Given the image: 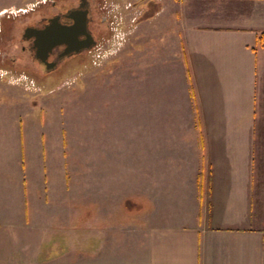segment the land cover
I'll use <instances>...</instances> for the list:
<instances>
[{
	"label": "rangeland",
	"instance_id": "1",
	"mask_svg": "<svg viewBox=\"0 0 264 264\" xmlns=\"http://www.w3.org/2000/svg\"><path fill=\"white\" fill-rule=\"evenodd\" d=\"M67 1L0 0V176L43 162L64 264H142L138 231L155 204L162 219L181 210L177 167L198 127L176 0L94 1L98 45L46 72L24 30Z\"/></svg>",
	"mask_w": 264,
	"mask_h": 264
},
{
	"label": "crops",
	"instance_id": "2",
	"mask_svg": "<svg viewBox=\"0 0 264 264\" xmlns=\"http://www.w3.org/2000/svg\"><path fill=\"white\" fill-rule=\"evenodd\" d=\"M175 5L198 127L185 133L187 160L177 167L187 175L178 182L185 185L181 210L162 219L155 204L138 231L142 264H264V0ZM39 164L25 176L18 168L0 176V264L66 261ZM103 253L91 264H112Z\"/></svg>",
	"mask_w": 264,
	"mask_h": 264
},
{
	"label": "flooded vegetation",
	"instance_id": "3",
	"mask_svg": "<svg viewBox=\"0 0 264 264\" xmlns=\"http://www.w3.org/2000/svg\"><path fill=\"white\" fill-rule=\"evenodd\" d=\"M75 1V0H74ZM74 1L68 2V6L61 5L60 9L57 10V12L52 13L51 15L45 16L42 19L38 20L37 22H34L30 26L26 27L28 28H34L38 30L45 29L47 26H49L54 21L61 23L62 25H73L75 23L74 18H69L68 16L76 13V14H86V23H87V31L86 34L91 36L96 44H92V42L89 44V39L86 35L80 37V42L82 43L83 50L80 53L73 54L70 56H66L67 52V45L57 46L53 49V51L48 55V57L45 56V59H43V55L38 54V49L35 47V38H26L23 37L26 41L27 48L31 54V57L35 62L38 63L40 67H43L46 72H52L59 68L62 62H64L68 58H72L75 56H79L83 53L92 52L95 47L98 45V34L96 30V19L95 14L97 12H94V10L99 11L97 8L93 9V2L97 0H78L77 5H73ZM98 2V1H97ZM98 4V3H97ZM24 30V31H25ZM89 45V46H88Z\"/></svg>",
	"mask_w": 264,
	"mask_h": 264
},
{
	"label": "water",
	"instance_id": "4",
	"mask_svg": "<svg viewBox=\"0 0 264 264\" xmlns=\"http://www.w3.org/2000/svg\"><path fill=\"white\" fill-rule=\"evenodd\" d=\"M86 14H72L69 18H74L73 25H62L54 21L45 29L38 30L28 28L25 30L24 37L35 38V47L38 49V54L43 55V59L53 51L57 46L67 45L66 56L80 53L84 48L80 42V37L86 35L89 39V44H96L94 39L86 34L87 23ZM89 46V45H88Z\"/></svg>",
	"mask_w": 264,
	"mask_h": 264
},
{
	"label": "trees",
	"instance_id": "5",
	"mask_svg": "<svg viewBox=\"0 0 264 264\" xmlns=\"http://www.w3.org/2000/svg\"><path fill=\"white\" fill-rule=\"evenodd\" d=\"M260 44L264 48V35L260 39Z\"/></svg>",
	"mask_w": 264,
	"mask_h": 264
}]
</instances>
